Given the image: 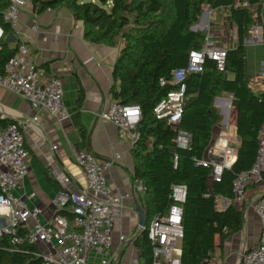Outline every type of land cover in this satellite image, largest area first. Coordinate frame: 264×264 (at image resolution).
Masks as SVG:
<instances>
[{"label":"trees","instance_id":"trees-1","mask_svg":"<svg viewBox=\"0 0 264 264\" xmlns=\"http://www.w3.org/2000/svg\"><path fill=\"white\" fill-rule=\"evenodd\" d=\"M36 10L66 7L83 25V37L90 43L114 45L118 50L113 64L114 84L109 89L112 99L123 104H136L140 118L136 125L138 139L130 155L131 179H143L145 190L140 193V205L146 216L145 227L134 239L144 264H151V246L147 225L155 215L171 203L172 184H184L186 197L182 204L180 264H204L212 257L216 245L241 229L243 209L233 199L232 181L254 162L258 146L257 134L264 123V88L254 93L248 77L245 39L250 27L259 22L264 60V21L261 10L264 0H248L247 7L236 5L243 0H31ZM7 0H0V10ZM222 9L236 28L235 46L227 50L223 70L215 61L205 58L201 72L189 73L185 79V102L179 126L191 135L188 148L177 147L175 131L157 119L152 109L155 103L176 85H159V79L170 76L172 69L185 66L188 52L198 49L205 32L193 30L204 6ZM5 36L11 33L0 18ZM13 43V42H12ZM0 43V72L5 61L15 51V45ZM231 74L232 77H228ZM232 94L231 111L235 113V134L239 139L234 162L226 167L219 182H211L210 169L194 164L193 158L204 154L221 122L214 99ZM8 121H1L5 125ZM83 137V135H82ZM177 165L173 167V154ZM230 200L224 209L216 206V197ZM234 202V203H233ZM243 203V202H240ZM58 214L71 217L64 211ZM10 236H0V264H41L34 254L36 247L25 243L19 251L10 252Z\"/></svg>","mask_w":264,"mask_h":264},{"label":"built area","instance_id":"built-area-1","mask_svg":"<svg viewBox=\"0 0 264 264\" xmlns=\"http://www.w3.org/2000/svg\"><path fill=\"white\" fill-rule=\"evenodd\" d=\"M26 1L7 0V5L0 10V18L9 25L15 41V51L5 61L0 72V88L21 96L35 111L28 123L10 120L5 125H0V236H10L11 246L6 248L10 252L19 251V246L25 243L34 245V254L41 257V264H87L90 250L99 257L100 264H114V210L121 207L124 199L130 196L129 193H115L106 178V172L118 159V153L98 158L87 150L78 149L75 162L83 173L84 187L57 191L53 200L55 212L46 224L38 219L41 213L39 206L28 208L24 198L13 193L28 173L29 152L24 143V129L37 120L40 113L47 114L58 122L69 116L62 102L61 79L56 75L40 73L31 59L28 46L17 31L19 14ZM235 4L247 8L250 6L248 0L236 1ZM206 26L208 28L210 25ZM31 28L35 32L40 29L37 23H33ZM209 28L202 45L188 52L186 65L172 69L169 77L159 79L160 86L172 83L176 88L161 97L152 112L157 119L164 120L175 131L173 141L180 148H188L191 142L190 133L179 126L185 102V77L189 73L201 72L205 58L214 60L219 70H223L225 66L229 48L220 44ZM4 38V29L0 23V43ZM252 91L256 93L253 89ZM232 98V94H229L225 102L227 109L231 108ZM98 117L115 127L120 142L132 145L138 139V105L123 104L112 99L99 111ZM230 127V121L225 119L204 154L193 158L194 164L210 169L211 182H219L223 170L235 160L236 146L231 140ZM257 141L254 162L248 169L239 172L232 181L233 199L237 202L245 201L249 183L261 185L264 182V123L258 131ZM177 158L174 153L173 167L177 165ZM68 180V177L64 178V182ZM132 189L135 193H143V179H136ZM29 197H34V193ZM185 197L186 186L172 184L170 205L150 219L147 237L151 246V264H180L183 236L181 215ZM251 208L261 224L258 243L256 247L242 253L238 264H264V194L251 203ZM57 211L67 212L71 217L58 214ZM204 264L218 263L209 259Z\"/></svg>","mask_w":264,"mask_h":264},{"label":"crops","instance_id":"crops-1","mask_svg":"<svg viewBox=\"0 0 264 264\" xmlns=\"http://www.w3.org/2000/svg\"><path fill=\"white\" fill-rule=\"evenodd\" d=\"M261 17L264 21V3ZM33 23L40 27L37 32L31 28ZM17 31L28 46L31 59L40 73L56 75L61 79L62 102L69 116L58 122L40 113L38 119L24 129V143L29 152L28 173L13 193L22 196L28 208L39 206L41 213L38 219L46 224L55 212L53 200L57 191L84 187L83 173L75 162L78 149L87 150L98 158L118 153V159L106 172V178L115 193H129L130 196L124 199L121 207L114 210L113 262L144 264L134 243L139 231L134 207L136 203L141 205L140 194L132 189V145L120 142L115 127L98 117L99 111L112 100L109 89L114 84L112 70L118 40L114 45L90 43L83 37L82 22L75 20L66 7H47L38 11L31 0H27L21 8ZM12 44L15 45V41ZM228 77L232 75L228 74ZM228 96L229 93H224L214 99L215 107H224L228 111L216 129L225 119L230 121L231 140L237 146L239 139L234 128L235 113L229 111L225 104ZM34 114L28 101L0 88L1 121L28 123ZM66 177L68 182H64ZM32 193L34 197H29ZM245 193V201L235 203L243 209L241 229L230 234L221 244H218L216 237L217 246L211 259L218 264H238L242 253L256 247L258 243L261 224L251 203L264 194V182L261 185L249 183ZM229 202L228 198L216 197L219 209H224ZM37 247L41 249L39 245ZM87 264H100L93 250L88 254Z\"/></svg>","mask_w":264,"mask_h":264},{"label":"rangeland","instance_id":"rangeland-1","mask_svg":"<svg viewBox=\"0 0 264 264\" xmlns=\"http://www.w3.org/2000/svg\"><path fill=\"white\" fill-rule=\"evenodd\" d=\"M204 14L200 16L199 21L195 24L194 30L212 32L214 38L225 47H232L236 43V28L226 18V13L222 9H211L207 5L203 8ZM210 25L207 26L206 25ZM262 29L259 22L250 27L249 34L245 39L246 54L248 57V77L251 88L259 92L264 87V60L262 56L261 43ZM221 117L228 114L225 109L218 108ZM231 111V108L230 110ZM223 119H221L222 121Z\"/></svg>","mask_w":264,"mask_h":264},{"label":"water","instance_id":"water-1","mask_svg":"<svg viewBox=\"0 0 264 264\" xmlns=\"http://www.w3.org/2000/svg\"><path fill=\"white\" fill-rule=\"evenodd\" d=\"M203 14H204V11L201 13L200 16H202ZM195 26L196 25L191 26V29L194 30ZM5 40L8 43H12L14 41V35L12 33H8L5 36ZM134 211L137 213V216H138V221H137L138 230H141L145 227V223H146L145 212L137 203L135 204Z\"/></svg>","mask_w":264,"mask_h":264}]
</instances>
